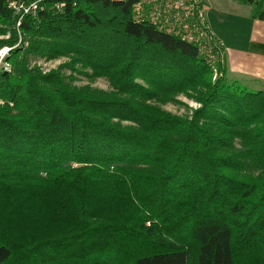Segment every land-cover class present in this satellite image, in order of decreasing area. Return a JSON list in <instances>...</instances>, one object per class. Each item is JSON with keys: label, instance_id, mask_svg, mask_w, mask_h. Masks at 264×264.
Segmentation results:
<instances>
[{"label": "trees", "instance_id": "trees-1", "mask_svg": "<svg viewBox=\"0 0 264 264\" xmlns=\"http://www.w3.org/2000/svg\"><path fill=\"white\" fill-rule=\"evenodd\" d=\"M47 6L17 46L0 0V50L13 49L0 69V264H264V91L135 23L131 5ZM31 55L70 62L44 74ZM78 67L112 90L73 87L62 71ZM179 96L200 107L161 108Z\"/></svg>", "mask_w": 264, "mask_h": 264}, {"label": "built area", "instance_id": "built-area-1", "mask_svg": "<svg viewBox=\"0 0 264 264\" xmlns=\"http://www.w3.org/2000/svg\"><path fill=\"white\" fill-rule=\"evenodd\" d=\"M47 1L6 0L8 9L17 17L16 29L20 35V42L22 41L20 28L23 19L25 17L36 18L39 14L48 11ZM108 1L115 4L131 5L135 23H148L164 33L179 37L182 41L195 45L202 54H212L214 49L222 48L221 43L214 37L211 30L208 17L209 3L206 0ZM67 5L64 2H55L51 6V10L62 13Z\"/></svg>", "mask_w": 264, "mask_h": 264}, {"label": "crops", "instance_id": "crops-1", "mask_svg": "<svg viewBox=\"0 0 264 264\" xmlns=\"http://www.w3.org/2000/svg\"><path fill=\"white\" fill-rule=\"evenodd\" d=\"M243 5L247 12L241 21H235V17L230 19L225 12L229 9L228 5L219 8L209 5L210 27L214 37L224 47L227 79L238 83L240 79L264 82V6L258 11L259 7ZM231 9L234 11V7ZM235 11L239 14L238 8Z\"/></svg>", "mask_w": 264, "mask_h": 264}, {"label": "rangeland", "instance_id": "rangeland-1", "mask_svg": "<svg viewBox=\"0 0 264 264\" xmlns=\"http://www.w3.org/2000/svg\"><path fill=\"white\" fill-rule=\"evenodd\" d=\"M207 3L209 2V5L212 6H218L219 7H229L227 9L226 14L230 17L231 20L235 21L237 19H241L246 16V7L243 4H240V0H206ZM234 7L233 9H231ZM239 10V14L235 11V9ZM95 10L98 13L101 10H104L107 13L115 14V10L113 8H103L102 2L95 5ZM117 13H120V10L117 11ZM238 15V16H237ZM2 28V27H1ZM10 38V35H0V41L8 40ZM22 42V41H21ZM21 42L18 43L17 46L21 45ZM222 45V44H221ZM25 47H27V44H25ZM221 47V46H220ZM224 47L220 48L215 54H209V60L208 63L212 65L213 68L216 69V64L220 63L222 66L225 64L224 59ZM13 49L4 47L0 50V69H4L6 72H11V67L7 63V58L9 57L10 52ZM69 59L67 58H60L56 60H46L44 58H40L37 56L31 55L29 57V66L30 68H38L40 69L44 74L51 73L52 71H57L59 68L64 64H69ZM63 75L66 77L68 82H71L73 87L77 88H84V87H90L94 90H100L104 92H110L112 90L110 82L105 78H92V72L89 69L82 70L80 67L77 68L76 71H70L69 69H64L62 71ZM217 72L215 70L214 72V81L216 79ZM253 78H250L247 80H252ZM244 87H246L249 90L252 91H264V82L254 83L251 81H245V79H240ZM2 104V102H0ZM200 107L199 104L194 102L193 100L189 99L186 96H179L174 103H169L166 105L161 106V108L169 112L173 115L180 116V117H188L191 116L192 112Z\"/></svg>", "mask_w": 264, "mask_h": 264}]
</instances>
